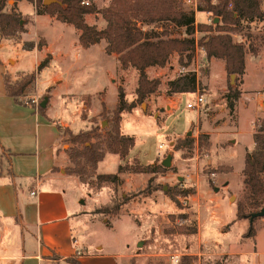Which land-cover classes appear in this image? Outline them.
Listing matches in <instances>:
<instances>
[{"label":"rangeland","instance_id":"374dc122","mask_svg":"<svg viewBox=\"0 0 264 264\" xmlns=\"http://www.w3.org/2000/svg\"><path fill=\"white\" fill-rule=\"evenodd\" d=\"M88 1L96 11L85 14V21L104 29L107 22L103 10L111 0ZM200 1L182 0V4L190 10ZM17 2L8 0L5 9L11 12ZM20 6L24 30L15 36L0 35V141L5 147L0 145L2 238L6 239L12 225L20 222L21 212L15 195L18 184L22 185L21 203H33L35 197L29 193L33 181L60 161L58 149L64 155L66 151L70 158L71 149L83 147L68 139L65 128L77 133L98 127L93 141H101L105 151L101 172L98 166L93 168L88 164L83 182L79 174L69 172L74 166L71 159V165L63 161L56 167L59 177L70 175L61 178L59 183L66 185L68 200L82 213L73 217L72 223L77 238L87 243L86 252H95L96 246L101 245L103 248L100 246L97 251L114 254L115 264L123 261L122 264H172L175 256L179 257L178 264H183L185 256L193 257V264L218 260L222 264L264 262V216L253 221L255 234L251 236L247 235L250 217L239 219L237 216L239 202L246 204L247 214L252 210L248 206L250 193L245 184V156L254 148L253 134L258 119L264 117V103L260 105L254 97L245 98L247 101H242L238 110L236 106L231 110L226 98L228 77L222 62L214 61L211 66L199 47L198 51L195 49L192 63L182 66L179 54L173 53L164 67L146 69L149 79L160 80L158 89L137 101L130 112L122 114V131L136 138L135 145L122 158L109 151L108 133L113 127L119 89L124 90L129 102L136 100L140 71L133 66L123 68L118 54L106 52L105 39L84 48L80 42L81 31L73 24L59 20L56 15L51 19L46 15L37 17L34 1L24 0ZM198 19L202 20L203 14H199ZM138 25L144 31L162 32L168 28L173 36L187 35L185 27L169 22H138ZM245 31L260 38L264 36V25L260 30H253L255 32L249 28ZM201 35L199 31L197 39ZM233 37L236 41L248 42L240 33H234ZM31 41L43 44L34 49L41 50V61L50 55L49 64L16 100L7 93L5 81L8 79L15 88H20L28 81L29 74L37 70L41 62L37 64L38 54L23 48ZM251 59L246 83L262 88L264 57L259 66H254ZM187 72L197 74L200 91L203 88L206 94L207 103L199 110L184 108L186 101L195 98L196 92L183 95L182 104L174 98L180 93L169 92L170 81ZM33 98L37 103L31 101ZM45 98L48 101L42 110ZM58 124L62 125L60 130ZM60 133L64 136L62 143ZM161 144L166 148L159 154ZM169 154H172V162L165 166L163 161ZM115 159L119 162L117 168ZM121 164L127 165L128 170L119 173L117 186L99 185L98 174L116 173ZM150 164L164 169L155 174L135 170L138 165L148 167ZM152 177L156 189L139 193ZM115 187L119 197L133 195V199L116 215H107L104 219L92 215L93 209L110 201ZM18 228L15 227L11 242H20ZM140 241H143L142 246H138ZM31 244L32 239L27 235V246ZM105 263L112 264L107 260L89 261V264Z\"/></svg>","mask_w":264,"mask_h":264},{"label":"trees","instance_id":"16d2710c","mask_svg":"<svg viewBox=\"0 0 264 264\" xmlns=\"http://www.w3.org/2000/svg\"><path fill=\"white\" fill-rule=\"evenodd\" d=\"M37 5L39 14L48 13L56 15L63 22L73 24L81 31L80 42L84 48L105 39L107 53H116L123 68L133 66L140 71L139 85L136 90V100L129 102L122 88L119 89V101L113 111V127L108 133L107 145L109 151L125 157L135 145V136L125 134L121 128V117L124 112H130L139 100L146 99L154 93L160 84L159 79H149L146 69L150 66L164 67L173 53L179 54V62L182 66H189L194 57L197 46L203 48L206 53V60L212 58L225 61V69L228 77L229 92L226 95L228 106L234 109L236 101L241 97L242 90L241 77L246 73V54L251 52L258 54L264 44V36L260 38L245 31L247 25L244 21H252L255 18L264 17V0H202L197 6L198 11H206L213 18L212 23H199L196 25V10H187L183 7L182 0H111L109 5L103 10V17L107 22L104 29H98L85 21V14L96 11L93 5H84L82 0H60L50 4H44V0H31ZM8 0H0V35L2 37L15 36L22 32L23 25L21 12L7 11ZM229 4H232L230 7ZM219 18V21H215ZM169 22L171 25L183 26L186 29V36L183 38L173 36L166 28L162 32L144 31L138 22L154 23ZM202 32L199 39L196 38V31ZM240 33L247 39H252L248 46L245 42L234 40L233 34ZM259 38V39H257ZM260 40L259 44H254ZM43 44L36 45L33 41L25 43L26 50H32L36 46L41 48ZM50 56V55H49ZM49 56L47 58H49ZM45 58L38 66L37 70L29 74L28 81L20 88H15L7 79L5 81L7 93L18 99V95L30 82L34 81L38 74L48 66L49 60ZM235 74V83H231V75ZM200 81L196 73L187 72L179 75L169 83L170 93H194L200 88ZM41 105V109L43 110ZM257 129L253 134L254 148L247 152L245 156V184L250 193L248 206L251 212L246 213V204L238 203L237 216L239 219L250 217L254 212L260 211L264 207V117L259 118ZM59 130L62 128L58 124ZM98 127L90 130H81L74 133L69 127L65 128L68 139L74 144L83 145L82 148L74 147L70 150V159L74 163L68 170L71 173L79 174L81 180L85 182L87 165L96 168L105 157L101 141H93ZM190 143L192 139L187 137ZM161 165H138L137 172L158 173L163 170ZM128 170L127 165H120L116 173H101L97 175L99 185L101 183H111L117 186L120 182L119 173ZM153 177L148 181L145 189L139 193H151L156 189L153 187ZM115 193L110 201L92 210V215H98L104 219L107 215H116L124 205L128 204L133 195H123L119 197ZM188 193H185L187 195ZM178 203V202H177ZM255 220V219H254ZM247 232L248 236L255 234L253 221ZM67 260L74 264H81L73 258ZM183 264H193V257L185 256ZM209 264H222L221 261H214Z\"/></svg>","mask_w":264,"mask_h":264},{"label":"crops","instance_id":"0c3cea01","mask_svg":"<svg viewBox=\"0 0 264 264\" xmlns=\"http://www.w3.org/2000/svg\"><path fill=\"white\" fill-rule=\"evenodd\" d=\"M17 4L14 6V10L20 12L21 6L20 3L24 0H15ZM215 2V1H214ZM20 7V9H19ZM34 7V5H33ZM36 8V6L34 7ZM264 9V6H263ZM22 10V9H21ZM196 10L195 18L196 25L199 23H208L211 18V14L206 11H198ZM35 14L48 16V18H53L48 13L39 14L35 9ZM203 14V19H198V15ZM247 28L253 30H260V27L264 25V17L262 19L255 18L252 21H244ZM197 35L199 31L197 30ZM2 37V36H1ZM252 39H248L246 45L248 46L252 43ZM260 42V40H259ZM97 44V43H96ZM258 44V43H254ZM95 45V44H93ZM92 46V45H91ZM90 46V47H91ZM261 50L258 54H253L251 52H247L246 54V73L241 77L242 84L241 90L242 95L236 101V108L238 110L240 103L242 101H247L245 98L254 97L257 101H260V105L264 103V87L262 88H253L248 86L247 81V69H248V61L252 58V62L254 66H259L263 64L264 57V44L261 46ZM38 54L37 64L41 61L43 54L40 55V51L37 49H32ZM43 53V52H42ZM214 61L222 62L223 68L225 70V76H227V72L225 69V61L212 58L210 60V64ZM16 62V60H15ZM153 66L148 67L151 68ZM211 74V68H210ZM55 78L53 77V80ZM183 95H189V93H180L176 94L174 98L179 100L180 104ZM189 101H186V104ZM246 104V103H245ZM264 106V105H263ZM184 108H187L186 106ZM263 108V107H262ZM239 112V111H238ZM193 121L189 120V122ZM187 122V123H189ZM62 126V125H61ZM60 132V131H59ZM2 138V135H0ZM64 136L60 133V143H62ZM1 140V139H0ZM1 147L5 148L0 141ZM2 150V148H1ZM5 150V149H4ZM11 152V151H10ZM65 154L58 149V155L61 156L52 168L46 172V174H39V176L33 181V185L30 188V195L35 197L33 203H21L20 200V192L22 190V185L19 186V190L15 192L16 200L18 203V209L21 212L20 222L12 225V230L8 235V239L2 238V231L0 230V264H74L72 261L67 260L68 258H73L81 264H89V261L100 260L101 263L104 260L113 263L114 258H117L114 254L105 253L103 251H97V249L101 246H96L95 252H86L88 251L87 243L82 240L80 241L77 238V234L75 232V228L72 223L73 217H76L77 214L80 213V209L76 207V204L71 200H68L67 197V187L65 184L59 183L60 179L63 177H69L70 175H64L63 177H59L56 173V167L60 166L64 161L69 166L70 158L65 151ZM104 160V159H103ZM102 160V161H103ZM116 160V168L118 167V159ZM102 161L99 162V171L100 165ZM101 172V171H100ZM14 175L16 173L13 171ZM103 173V172H102ZM64 180V179H63ZM16 186L17 184L13 182ZM21 187V188H20ZM37 189V193L32 195L31 192ZM2 194V186L0 188V195ZM83 201V200H82ZM81 201V203H83ZM33 206V207H31ZM16 226H19V243L11 242V235L14 232ZM27 235H29L32 239V244L27 246ZM102 247V246H101ZM103 248V247H102ZM126 258L129 260V255L126 254ZM122 263H125L123 261ZM121 263V264H122ZM107 264V263H105ZM118 264V263H116Z\"/></svg>","mask_w":264,"mask_h":264},{"label":"built area","instance_id":"2783aa9c","mask_svg":"<svg viewBox=\"0 0 264 264\" xmlns=\"http://www.w3.org/2000/svg\"><path fill=\"white\" fill-rule=\"evenodd\" d=\"M188 2H192V0H187ZM82 4L84 5H91V3L88 1V0H82ZM195 6V9H197V4H194ZM229 6L231 7L232 4H229ZM213 22V18L211 17L209 19V23H212ZM198 32L196 31V34ZM197 38V36H196ZM197 51L199 50V46L196 47ZM201 49V52L206 54L205 53V50L203 48H200ZM203 88L202 90L200 91V88L198 87V90L196 91V96L194 99H192L191 101L187 102L186 104V107L188 109H194V110H199L200 108L204 107L207 103V100H206V94L203 92ZM31 101H33L34 103H37V99L36 98H33ZM166 148V145L164 144H161L159 146V154H161ZM37 193V189L32 191L31 194L32 195H35ZM179 262V257L175 256L172 260V264H178ZM257 264H264V262H258Z\"/></svg>","mask_w":264,"mask_h":264},{"label":"water","instance_id":"95a60500","mask_svg":"<svg viewBox=\"0 0 264 264\" xmlns=\"http://www.w3.org/2000/svg\"><path fill=\"white\" fill-rule=\"evenodd\" d=\"M54 2H60V0H44V4H50V3H54ZM215 21H219V18H216ZM21 23H23V21H21ZM235 78H236V75L235 74H232L231 75V83L232 84L235 83ZM47 101H48V98H45V100L41 103V105L43 107H45L46 104H47ZM171 162H172V154H169L168 157L163 161V165L170 166L171 165ZM218 189H219L218 187L215 188L216 191ZM260 216H264V207L260 211H257V212L252 213L250 215V221H252L255 218L260 217ZM142 245H143V241H140L138 243V246H142Z\"/></svg>","mask_w":264,"mask_h":264}]
</instances>
